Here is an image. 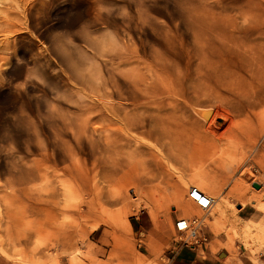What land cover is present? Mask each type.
I'll use <instances>...</instances> for the list:
<instances>
[{
  "label": "rangeland",
  "instance_id": "374dc122",
  "mask_svg": "<svg viewBox=\"0 0 264 264\" xmlns=\"http://www.w3.org/2000/svg\"><path fill=\"white\" fill-rule=\"evenodd\" d=\"M234 24L239 30L230 34ZM108 38L130 39L142 59L173 65L168 73L177 110L165 123L173 122L184 160L167 167L170 178L145 166L148 153L161 149L156 128L127 129L123 112L111 120L91 119L87 131L78 125L76 118L87 112L77 108L79 95L71 83L89 88L86 70L104 73L105 66L97 67L90 55ZM263 89L264 0H0V264H125L133 254L170 264L181 245L174 197L194 203L193 188L221 196L231 213L222 226L242 206L239 217L259 220ZM244 132L238 150L243 158L227 171L216 161L232 155L231 134ZM28 166L34 172L30 180L21 175ZM219 208L216 204L206 217L207 242L199 253L220 261L227 251L216 252L210 242L232 236L240 246L230 252L252 264L242 234L224 227L215 236L208 227ZM122 229L125 249L116 239ZM258 252L264 264V246Z\"/></svg>",
  "mask_w": 264,
  "mask_h": 264
},
{
  "label": "bare ground",
  "instance_id": "6f19581e",
  "mask_svg": "<svg viewBox=\"0 0 264 264\" xmlns=\"http://www.w3.org/2000/svg\"><path fill=\"white\" fill-rule=\"evenodd\" d=\"M252 5L253 4H251V6ZM97 9L99 8L97 7ZM238 26L239 25L237 24L231 25V29L229 30L230 34H234L238 32L239 30ZM90 41H94V38H90ZM99 46L100 49L99 51H97L99 53H96V51H94L93 48L91 47L92 49H91L90 57L91 60L94 61V64L97 67L102 65L105 66V70L103 71L104 73L101 74L97 72V74H95L91 70L90 71L86 70L84 76L90 79L91 83L89 88H85L83 86V87H78L76 89L77 83H75L74 81L71 83V86L73 88V93L76 96L79 95L77 101V108L83 112H87L84 115H82L80 118H76L79 121L78 124L79 127L82 129V132L87 131V127L91 119L97 118V116H103V117L107 116L108 117L107 119L111 120L113 115H116L118 112H123V121H124L123 125L127 127V129L135 130V131L141 130V132L150 133L151 130L146 129L148 126L152 127L153 129L156 128L158 135L157 140L159 141V144L158 143L157 144L161 146V149L157 151L155 150V152L148 153V158L145 162V166L160 168L159 171L160 176L162 178H170L169 170L167 169V167L172 166L173 162H176L178 160H184L183 153L178 154V146L183 143L181 142L178 133L173 127V122L169 121L165 123L166 117H168L169 119H173V117H175L176 114L175 112L177 110V101H176L177 96L175 93L176 89L174 88L173 78H171L170 74L168 73L170 69H173V65L171 63L167 65V63L164 62L162 58H159L157 60L155 57H153V59L151 58V61H146L142 59L140 55L142 51L140 50V48L135 47L136 46L135 43L127 38L126 39L108 38L105 39V41H103ZM165 68H167V73H168L167 76H164L162 73V71ZM263 91L264 89L262 90V92ZM127 104L131 105V109L129 111L126 109ZM149 110H152V112L148 113ZM147 119L153 121V124L149 125L148 123H146ZM91 131L95 134L98 132V129L91 128ZM246 134H247L246 132L242 133L241 136H238L236 134H231L236 143L234 142L235 144L231 145L232 148H227V151L231 149L232 155H235L237 142H241L240 140H242V138ZM162 149H164L165 151H163ZM143 151L145 152L144 149ZM143 151L140 150L139 153L143 155ZM236 160H237L236 157L232 158L231 156L219 157L216 163L224 162L223 165L226 164L224 166H226V169L228 170L232 167V162L235 163ZM23 169L24 168H22L21 170L22 176L23 174L25 175V173L27 174L28 178L29 176L32 177L34 176V172L33 170H31V168H29V166L25 167L24 170ZM110 172H113V169L110 170ZM30 179L32 178L30 177L28 180ZM205 187H210V185L208 184L199 185V188H205ZM41 189L42 188H38L37 191L41 194L42 193L46 194V192ZM29 191H31V193L34 192V190L32 189H30ZM130 193L132 196L135 195L134 191H131ZM33 194L30 195L36 196L37 192L35 193V195ZM205 195L211 198L209 195L207 194ZM213 198L216 199V197ZM213 198H211L212 205L214 203ZM33 200L35 199L33 198ZM175 204L178 211H180L181 215H183L181 217L186 219L191 218V216L187 217L186 215L192 213L194 210L198 208L200 210L199 213L192 215V217L200 216L203 219V222H205L208 213H206V211L201 209L195 201H194V206L193 204L191 205L190 203H186L182 201H176ZM212 205L209 209V212L212 208ZM89 209H90L89 211H91V208ZM93 228H95V226ZM118 237L120 239L122 238L121 235H119ZM124 247H126V245Z\"/></svg>",
  "mask_w": 264,
  "mask_h": 264
},
{
  "label": "crops",
  "instance_id": "0c3cea01",
  "mask_svg": "<svg viewBox=\"0 0 264 264\" xmlns=\"http://www.w3.org/2000/svg\"><path fill=\"white\" fill-rule=\"evenodd\" d=\"M241 143V142H240ZM239 142H237V148L235 151V155H230L232 158L236 157L235 163L232 162V167L230 168V171L233 170V167L236 165L238 161H240L243 158V153L238 151L239 150ZM220 157V156H219ZM218 157V158H219ZM224 159V158H223ZM234 163V164H233ZM190 167V166H189ZM192 168V167H190ZM227 170V169H226ZM229 171V169L227 170ZM206 185V184H204ZM209 185V184H208ZM213 188V186H210ZM218 197L216 200L213 197ZM211 198H213L214 203L212 205L211 210L215 207L216 204H218L219 208V213H218V218L216 220H211L210 225L208 226L210 230L213 232L215 236H218L221 232H223V228L227 227L230 231H232L235 235L237 234H242L244 240L242 241V246L244 249L247 250L248 252V259L252 264H263L262 262L259 261L257 258L259 255L258 249L264 246V216L261 217L259 220L255 221L253 219H242L239 217L238 213L240 210L244 209L245 207L242 206L240 209L237 211L236 216L234 218H231V223L228 226H222V221L225 219L229 218V212L225 209V203L221 201V196L219 195H210ZM241 199V196H238ZM174 198L178 199L179 201H182L178 195H176ZM175 199V201H176ZM218 200V201H217ZM183 202V201H182ZM218 202V203H217ZM191 205L194 203H190ZM175 210L178 211V209L175 206ZM210 210V211H211ZM261 214H264V210H257ZM95 214V212L93 213ZM181 215V213H180ZM183 216V215H181ZM187 216V215H186ZM153 220H157L156 218H153ZM13 220L17 219L11 218ZM250 222H257L259 223L260 226H247ZM130 230L132 229L131 223L129 224ZM92 230H97V228H92ZM121 235L122 238L120 239L118 236ZM230 235V234H229ZM116 239L118 240L119 244L125 249V245H129L127 242L126 236H125V230H119L116 236ZM121 241V242H120ZM251 241V242H250ZM257 245V247H254L253 245ZM197 246L195 248H189V247H184V246H179L177 251L172 255L170 258V264H244L241 258H239L236 254L233 252H230V249L235 247L236 249H239L240 245H237L233 241L232 236H228V238L224 240L220 239H214L210 242L211 249H215L216 252H218L220 249H224L227 251V254L224 252L226 255L220 261H215L212 256L209 254L206 256L204 253H199V247ZM186 248V249H185ZM204 252V251H203ZM125 264H160L158 262H152L148 259L142 258L140 256H135L134 254L131 256V258L127 257L126 263Z\"/></svg>",
  "mask_w": 264,
  "mask_h": 264
},
{
  "label": "built area",
  "instance_id": "2783aa9c",
  "mask_svg": "<svg viewBox=\"0 0 264 264\" xmlns=\"http://www.w3.org/2000/svg\"><path fill=\"white\" fill-rule=\"evenodd\" d=\"M189 195L201 209L209 213L212 205L211 198L207 197L203 192L197 191L195 188L192 189ZM205 228L206 224L200 216H191L189 219L180 217L174 221V229L179 234L178 241L184 247L195 248L205 245L207 242ZM138 236L139 242L137 245L141 247V240L144 236L143 231H140Z\"/></svg>",
  "mask_w": 264,
  "mask_h": 264
},
{
  "label": "water",
  "instance_id": "95a60500",
  "mask_svg": "<svg viewBox=\"0 0 264 264\" xmlns=\"http://www.w3.org/2000/svg\"><path fill=\"white\" fill-rule=\"evenodd\" d=\"M254 186H255V187H259V185H258L257 183H254ZM224 255H225L224 253H221V254H220V257H223Z\"/></svg>",
  "mask_w": 264,
  "mask_h": 264
},
{
  "label": "snow or ice",
  "instance_id": "6c2138e0",
  "mask_svg": "<svg viewBox=\"0 0 264 264\" xmlns=\"http://www.w3.org/2000/svg\"><path fill=\"white\" fill-rule=\"evenodd\" d=\"M202 203H203V201H202Z\"/></svg>",
  "mask_w": 264,
  "mask_h": 264
}]
</instances>
